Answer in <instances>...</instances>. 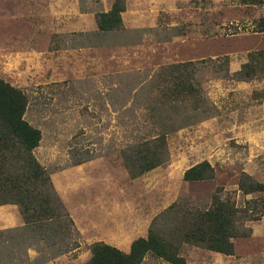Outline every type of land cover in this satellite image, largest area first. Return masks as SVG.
Listing matches in <instances>:
<instances>
[{
  "label": "rangeland",
  "instance_id": "374dc122",
  "mask_svg": "<svg viewBox=\"0 0 264 264\" xmlns=\"http://www.w3.org/2000/svg\"><path fill=\"white\" fill-rule=\"evenodd\" d=\"M113 2L0 1V79L26 94L24 119L42 135L33 154L73 221L68 235L59 223L57 233L0 232V264H86L99 241L127 252L170 204L206 208L217 188L242 207L264 198L237 190L244 174L264 183V79L232 77L252 53L264 57V0H125L121 27L99 32L95 16ZM188 62L197 108L167 111V162L133 178L123 153L159 134L163 69ZM202 161L215 178L183 181ZM244 229L231 256L190 245L180 256L186 264H264V219ZM142 264L169 263L147 255Z\"/></svg>",
  "mask_w": 264,
  "mask_h": 264
},
{
  "label": "trees",
  "instance_id": "16d2710c",
  "mask_svg": "<svg viewBox=\"0 0 264 264\" xmlns=\"http://www.w3.org/2000/svg\"><path fill=\"white\" fill-rule=\"evenodd\" d=\"M124 11L125 0H114L108 12L97 13L98 31L118 30ZM255 56L252 53L249 61L233 73L236 81L264 79V57L259 60ZM193 65L194 62L178 63L163 69L159 86L163 108L155 110L157 121L161 123L160 132L128 147L123 153V165L133 178L167 162V134L172 131L168 125L172 118L167 111L175 112L179 104L188 103L197 108L198 92L192 84L195 77L185 69ZM27 107L26 94L0 79V206H16L25 226L35 232L57 233L54 224L59 223L62 225L59 229H65L68 235L73 221L58 197L50 174L33 154L42 135L24 119ZM182 178L189 183L210 181L215 178L214 168L202 161L185 170ZM237 190L242 196L259 194L264 192V183L244 174ZM224 193V189L217 188L209 205L203 209L187 200H176L152 219L147 236L133 240L128 252L95 242L90 247L91 257L86 264H142L147 255L169 264H186L180 256L183 245L201 247L224 256L233 255L234 240L247 236L244 223L264 219V198L246 200L242 207L237 205L234 192ZM48 220L53 223L47 224Z\"/></svg>",
  "mask_w": 264,
  "mask_h": 264
},
{
  "label": "crops",
  "instance_id": "0c3cea01",
  "mask_svg": "<svg viewBox=\"0 0 264 264\" xmlns=\"http://www.w3.org/2000/svg\"><path fill=\"white\" fill-rule=\"evenodd\" d=\"M197 3H198V5L201 4L203 6H210L211 5L210 0H197ZM128 4H129V1L127 3V9H128ZM52 182H53V179H52ZM55 189H56V192L60 194V190H59L60 188L56 187ZM0 215H1L0 216V232H4V231H11L12 232L13 230H20V229H24V228L26 229L27 228L25 226L24 221L19 216V212H18L17 207L14 205L0 206ZM72 218L74 219L73 216H72ZM128 251H129V249H128Z\"/></svg>",
  "mask_w": 264,
  "mask_h": 264
}]
</instances>
